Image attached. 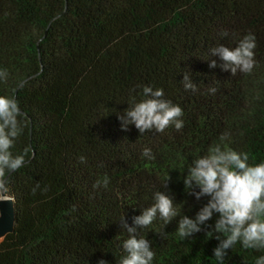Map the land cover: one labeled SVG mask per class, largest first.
Here are the masks:
<instances>
[{"label": "trees", "instance_id": "trees-1", "mask_svg": "<svg viewBox=\"0 0 264 264\" xmlns=\"http://www.w3.org/2000/svg\"><path fill=\"white\" fill-rule=\"evenodd\" d=\"M247 33L256 37L251 72L221 71L209 50ZM0 69V94L16 97L26 121L13 151L29 148L7 177L15 223L0 264H118L121 218L132 226L167 175L181 215L195 218L207 197L187 194L183 175L221 136L249 163L264 160V0H0ZM185 73L196 91L184 89ZM138 85L181 107V130H121L117 113L140 98ZM104 176L107 187L93 188ZM179 219L140 230L152 264H216L218 241L205 237L216 215L184 240ZM261 254L237 242L224 264Z\"/></svg>", "mask_w": 264, "mask_h": 264}, {"label": "clouds", "instance_id": "clouds-1", "mask_svg": "<svg viewBox=\"0 0 264 264\" xmlns=\"http://www.w3.org/2000/svg\"><path fill=\"white\" fill-rule=\"evenodd\" d=\"M221 35H227L222 33ZM256 37L252 33L243 35L235 46L219 44L209 50V56L216 57L221 71L235 74L249 73L256 61L254 49ZM209 68L217 67L216 60H210ZM7 78V72L0 69V82ZM185 90L196 91L193 81L187 73L181 80ZM139 99L132 98L131 103L121 113H117L121 130L126 131L129 125L140 134L155 130L163 132L169 126L179 131L183 127V112L179 105L164 98L161 88L151 85H138ZM209 88V92H214ZM25 117L18 100L14 95L0 94V192L9 191L8 175L22 168L25 154L29 151H13L17 139L23 135ZM221 143L209 146L205 155L192 159L183 175L184 191L196 199L207 197V202L199 209L194 219L181 215L182 204L174 203V197L168 190L167 175L162 188L164 191L153 193V203L140 210V214L132 217V226L121 218V227L127 237L120 242L122 255L118 264H152L154 251L150 240L140 233L159 218L163 224L180 216L175 229L176 236L184 240L201 231V225L215 214L217 219L205 237L218 241L212 249V258L216 264H224L228 251L239 242L243 249H264V160L249 163L245 152H237ZM144 157L152 159L150 148H143ZM83 162V157L80 158ZM109 183L107 176L97 179L93 188H106ZM36 187H39L37 184ZM36 188L32 189L35 192ZM96 264H108L105 259H98ZM254 264H264V254L255 258Z\"/></svg>", "mask_w": 264, "mask_h": 264}, {"label": "water", "instance_id": "water-1", "mask_svg": "<svg viewBox=\"0 0 264 264\" xmlns=\"http://www.w3.org/2000/svg\"><path fill=\"white\" fill-rule=\"evenodd\" d=\"M14 223L15 218L12 201L2 193L0 198V242L6 235L13 232Z\"/></svg>", "mask_w": 264, "mask_h": 264}]
</instances>
